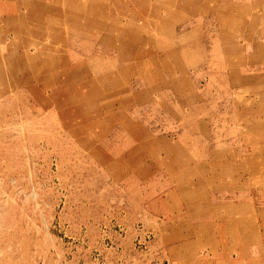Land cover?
Masks as SVG:
<instances>
[{
  "label": "rangeland",
  "instance_id": "rangeland-1",
  "mask_svg": "<svg viewBox=\"0 0 264 264\" xmlns=\"http://www.w3.org/2000/svg\"><path fill=\"white\" fill-rule=\"evenodd\" d=\"M0 264H264V0H0Z\"/></svg>",
  "mask_w": 264,
  "mask_h": 264
},
{
  "label": "bare ground",
  "instance_id": "bare-ground-1",
  "mask_svg": "<svg viewBox=\"0 0 264 264\" xmlns=\"http://www.w3.org/2000/svg\"><path fill=\"white\" fill-rule=\"evenodd\" d=\"M86 3H87V2H86ZM93 5H94V4H93ZM85 7H86V6H85ZM92 7L94 8V6H92ZM169 7H170V6H169ZM90 9H91V8H90ZM97 10H98V9H97ZM85 12H87V11H85ZM26 19H27V18H26ZM45 21H46V20H45ZM31 22H32V21H31ZM56 29H57V28H56ZM49 30H50V29H49ZM51 31H52V30H51ZM51 31H50V32H51ZM119 32H120V31H119ZM54 33H55V32H54ZM56 33H58V32H56ZM224 33H225V32H224ZM29 37H30V36H29ZM52 37H53V36H52ZM230 39H231V38H230ZM65 40H66V39H65ZM122 40H124V39H122ZM234 42H235V41H234ZM125 43H126V42H125ZM234 45H236V44H234ZM127 49H128V48H127ZM44 51H45V50H44ZM46 51H48V50H46ZM131 53H132V51H131ZM46 54H48V53H46ZM77 55H78V54H77ZM74 56H75V55H74ZM18 58H19V57H18ZM70 58H71V57H70ZM38 59H39V58H38ZM127 64H128V63H127ZM125 65H126V64H125ZM74 68H75V67H74ZM17 69H18V68H17ZM64 72H65V71H64ZM74 72H75V71H74ZM84 72H85V71H84ZM65 74H67V73H65ZM82 74L85 75V73H82ZM88 74H89V73H88ZM83 75H82V76H83ZM67 76H68V75H67ZM80 76H81V75H80ZM75 78L77 79V77H74V76H73V79H75ZM70 79H72V78H70Z\"/></svg>",
  "mask_w": 264,
  "mask_h": 264
}]
</instances>
